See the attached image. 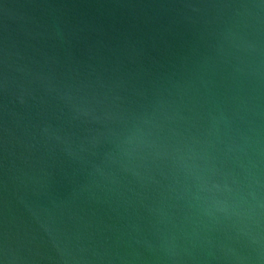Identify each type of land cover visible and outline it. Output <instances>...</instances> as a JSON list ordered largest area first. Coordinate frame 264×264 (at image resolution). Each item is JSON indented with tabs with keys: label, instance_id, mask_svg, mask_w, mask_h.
Listing matches in <instances>:
<instances>
[{
	"label": "water",
	"instance_id": "obj_1",
	"mask_svg": "<svg viewBox=\"0 0 264 264\" xmlns=\"http://www.w3.org/2000/svg\"><path fill=\"white\" fill-rule=\"evenodd\" d=\"M0 264H264V0H0Z\"/></svg>",
	"mask_w": 264,
	"mask_h": 264
}]
</instances>
